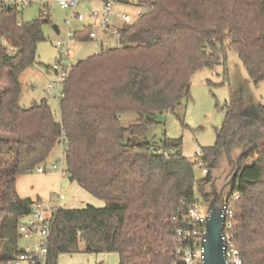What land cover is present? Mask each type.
<instances>
[{"label": "trees", "instance_id": "16d2710c", "mask_svg": "<svg viewBox=\"0 0 264 264\" xmlns=\"http://www.w3.org/2000/svg\"><path fill=\"white\" fill-rule=\"evenodd\" d=\"M138 6L144 11L121 26L119 46L71 65L57 119L45 98L19 104L20 75L36 64L37 45L45 40L41 20L48 19L19 20L17 10L0 5V264L20 253L19 222L38 201L18 195L17 178L44 164L61 143L63 173L105 205L56 207L44 264L80 252H115L117 264H176L180 221L173 217L197 201L196 188L205 196L221 158L233 162L237 150L232 238L242 264H264V106H243L233 97L215 143L193 158L182 154L181 138L146 137L158 114L191 99L192 75L225 62L229 50L255 85L264 80V0H148ZM87 33L75 38L88 41ZM127 113L137 119L124 126ZM197 157L207 169L199 179Z\"/></svg>", "mask_w": 264, "mask_h": 264}, {"label": "rangeland", "instance_id": "374dc122", "mask_svg": "<svg viewBox=\"0 0 264 264\" xmlns=\"http://www.w3.org/2000/svg\"><path fill=\"white\" fill-rule=\"evenodd\" d=\"M103 1L81 0L80 4L73 9H62L55 1H47L48 22L43 23L42 26L45 40L37 45V62L24 70L20 75L21 93L19 96V104L21 106L27 107L33 102H38L45 98L56 118L59 119L58 101L52 94H48L45 91L47 81L54 78L53 73L46 72V66H51L55 61L58 53L55 46L56 41L66 39L68 26L65 23V19L71 12L82 13L85 16L84 22L88 23L90 21L88 15L92 9H99ZM110 1L114 2V10L116 13L127 12L133 18H136V12L138 10L141 12L144 11V7L138 6V3L148 0H129V3L124 4L117 0ZM44 6V1L35 0L19 10L18 19L29 21L40 17L41 10L45 8ZM53 25L57 26L58 33L52 28ZM71 26L78 28L77 26L81 27L82 23L72 21ZM119 45L118 36H113L107 41L106 46L116 47ZM71 47V63H75L94 53L93 45L89 41H74L71 43ZM190 95L191 99L189 101H182L174 112L167 111L158 114V122L149 129L146 136L148 139L157 142L164 137L181 138L182 154L187 158H193L196 153L201 151L202 147L212 146L215 143L216 130L221 127L225 118V104L230 102L233 97L241 100L243 106L249 105L250 103L264 106V80L255 85L236 52L229 50L227 51L225 62L213 68L204 67L192 75L190 79ZM136 119V114L127 113L122 115L121 121L124 126H128ZM239 154V150L231 154L233 162L229 158H221L219 166L213 171L212 182L204 188L205 196L197 188L195 189V198L198 203L203 206L208 205L211 200L210 185L215 184L216 189L219 190L224 184L229 182L235 171V160ZM55 163L59 168L64 170L65 145L63 143L56 145L46 162L40 165L47 169L44 174H39L36 169L31 173L25 174L27 175L25 177L26 187L35 191L43 199L47 198L50 201L53 198L54 192L51 184L44 177L51 172H60L57 169L51 170V165ZM194 173L196 179L204 176L201 167L198 166L194 168ZM69 193V191H65L63 198L73 201L75 207L84 206L85 204L93 205L84 198V195L86 197L88 196L87 198L92 197L87 191L80 189L78 193ZM92 198L96 203L101 205L93 206L103 207L105 205L102 199ZM84 201L87 202L84 203ZM19 244L24 248L28 242L20 238ZM118 260L119 256L115 252H80L61 255L58 259V264H117Z\"/></svg>", "mask_w": 264, "mask_h": 264}, {"label": "built area", "instance_id": "2783aa9c", "mask_svg": "<svg viewBox=\"0 0 264 264\" xmlns=\"http://www.w3.org/2000/svg\"><path fill=\"white\" fill-rule=\"evenodd\" d=\"M35 0H0V5H6L9 8L19 12L25 6ZM45 2V8L41 10L40 17L48 16V0H39ZM62 9L71 8L80 4L81 0H53ZM137 17L142 13L137 11ZM92 21L84 22L85 16L82 13L71 12L65 19L68 26L66 39L56 41L57 56L54 63L49 66V71L53 73L54 78L49 79L45 86V91L52 94L59 102L64 97L63 84L68 76L71 68V43L79 41L75 35L79 31L87 29L88 41L93 43L94 54L100 52L102 48H106L107 41L113 36H120V28L122 25L113 23L115 16H118L124 24L131 23L134 19L128 13L117 14L114 10V2L104 0L100 10H93L88 15ZM77 21L82 23L80 28L72 27L71 22ZM18 23H21L19 21ZM99 33L101 36H99ZM83 42V41H80ZM196 166L201 167L202 172L206 173L207 169L200 157L196 159ZM59 170L63 173V169L58 165L52 164L51 170ZM39 173L47 171L46 167L39 166L36 168ZM237 195H231L223 208L225 224L223 229V238L225 241V257L227 264H242L240 252L233 241L232 227L234 211L231 202ZM59 199L58 195L53 196ZM55 208L49 201H35L32 211L22 218L19 222L17 231L19 237L26 240L28 244L24 247V251L20 252L13 259L5 264H44L46 260L48 236L50 223L53 218ZM173 219L177 220L180 225L175 232V261L176 264H203V247L202 241L205 234V224L207 220V206H203L198 201L191 203L184 212L175 215Z\"/></svg>", "mask_w": 264, "mask_h": 264}, {"label": "water", "instance_id": "95a60500", "mask_svg": "<svg viewBox=\"0 0 264 264\" xmlns=\"http://www.w3.org/2000/svg\"><path fill=\"white\" fill-rule=\"evenodd\" d=\"M42 23H46V19L41 20ZM52 28L58 33V28L53 25ZM251 117V115H247ZM241 154L236 159V169L227 183L228 190L224 192L225 186L222 187L219 193L212 194L211 200L207 205V220L205 224V234L202 241L203 247V264H227L225 257V241L223 238V229L225 224V218L223 214V208L227 199L232 195L233 179L235 178L239 170V159ZM20 252L24 251L23 247H20Z\"/></svg>", "mask_w": 264, "mask_h": 264}, {"label": "crops", "instance_id": "0c3cea01", "mask_svg": "<svg viewBox=\"0 0 264 264\" xmlns=\"http://www.w3.org/2000/svg\"><path fill=\"white\" fill-rule=\"evenodd\" d=\"M124 4V3H123ZM102 7V6H101ZM101 7L98 9V8H94L92 9L93 10H100ZM121 14L122 13H127V12H120ZM120 13H117V14H120ZM129 14V13H128ZM89 18V16H88ZM90 21L91 18H89ZM89 21V22H90ZM113 23L116 24V25H123V23L121 22V20L119 19L118 16H115L114 20H113ZM78 28L80 26H77ZM99 36H101V34L99 33ZM90 43H92L91 41H89ZM93 45V43H92ZM46 72H50L49 71V67H47V71ZM51 73V72H50ZM45 173V172H44ZM44 173H39V174H44ZM25 177H27V175H21L17 178L16 180V191L18 193L19 196L21 197H29L31 198L32 200H47L50 202V204L56 208V207H64V208H81V207H84V206H79V207H75V205L73 204V201H70V200H65L63 198V193L65 191H69L71 194L73 193H78L80 191V189H83L81 188L76 182H70L68 180V178L66 177V175L62 172H51L50 174L46 175L44 178L45 180L51 184V187L53 188V194L54 195H58L59 196V199H54L52 198L51 201L50 199H43V197L39 196L35 191H33L32 189H28L26 187V179ZM84 190V189H83ZM58 193V194H57ZM69 193V194H70ZM60 194V195H59ZM53 195V196H54ZM91 195V194H90ZM52 196V197H53ZM88 197V196H87ZM85 195H84V198L89 201L91 204L95 205V206H101L99 205L98 203H96L92 197L91 198H87ZM50 198V197H48ZM56 200V201H55ZM54 201V202H53ZM87 201H84L87 202ZM52 202V203H51Z\"/></svg>", "mask_w": 264, "mask_h": 264}, {"label": "flooded vegetation", "instance_id": "af4514ba", "mask_svg": "<svg viewBox=\"0 0 264 264\" xmlns=\"http://www.w3.org/2000/svg\"><path fill=\"white\" fill-rule=\"evenodd\" d=\"M253 112H254V110H253V106L250 105V106L248 107V109L246 110V114L252 116ZM227 183H228V182H227ZM227 183L224 184V185L222 186V187L225 186V190H224V192L227 191V187H228ZM222 187H221V188H222ZM221 188H220V189H221ZM220 189L217 190L216 187H215V184L210 185V197H212V194H214V193H219Z\"/></svg>", "mask_w": 264, "mask_h": 264}]
</instances>
